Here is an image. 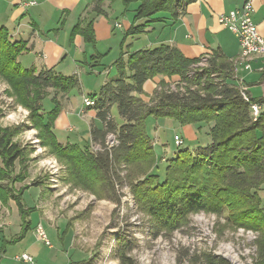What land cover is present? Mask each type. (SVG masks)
Returning a JSON list of instances; mask_svg holds the SVG:
<instances>
[{
  "label": "trees",
  "instance_id": "obj_1",
  "mask_svg": "<svg viewBox=\"0 0 264 264\" xmlns=\"http://www.w3.org/2000/svg\"><path fill=\"white\" fill-rule=\"evenodd\" d=\"M101 1L94 0L96 14L105 13L99 6ZM121 1L126 6L137 3L131 25L125 31L129 35L144 31V24L134 25L137 20L159 13L178 18L186 5L195 0ZM71 34H79L85 42L94 44L93 20L78 21ZM26 48L25 41L12 40L8 29L0 26V76L21 84L25 96L30 97L34 88L36 92L53 88L67 94L78 87L79 79L75 75H62L51 67L39 71L34 67H22L17 58ZM208 54L211 55L208 67L198 71L195 66L206 55L187 58L178 48L167 44L131 51L126 60L121 56L115 62L116 76L105 81L98 93L89 94L94 99L92 108L102 124L101 128H91V137L98 141L100 150L93 151L88 142L62 144L57 140L52 126L61 103L55 97L54 106L40 127L52 149L72 165L71 173L76 177V183L93 187L100 197L119 203L121 195L117 189H121L127 180L142 212L155 222L154 225L169 229L178 227L188 214L197 211L227 212L230 224L259 232L254 264H264V206L259 196L264 184V97H252L245 90L249 100H244L241 85L233 80L231 62L215 50ZM158 75L167 80L175 76L179 81L174 89H169L170 86L162 85L166 79H161L157 87L165 91L155 90L152 99L144 100L140 96L144 83ZM38 94L37 105L33 107L41 110L44 94ZM252 103L261 107L255 119ZM113 105L122 120L120 124L110 116ZM149 116L171 118L179 124H209L210 142L194 150H177L167 160L164 175L159 178L157 172H152L156 171L157 162L153 144L146 133L145 120ZM111 132L117 144L108 148L105 137ZM23 152L12 141L9 128L0 127V182L10 179ZM135 171L143 178H134ZM15 179L21 181L23 176L16 175L10 182ZM24 188L15 191L4 182L0 183V199H13L23 218L28 212L21 202ZM117 242L119 263L136 264L129 256L133 241L122 235ZM200 260L203 264H227L223 257L209 253H203Z\"/></svg>",
  "mask_w": 264,
  "mask_h": 264
},
{
  "label": "rangeland",
  "instance_id": "obj_2",
  "mask_svg": "<svg viewBox=\"0 0 264 264\" xmlns=\"http://www.w3.org/2000/svg\"><path fill=\"white\" fill-rule=\"evenodd\" d=\"M37 1L41 4V0ZM89 1L48 0L43 4L41 15L37 16L39 19L35 18L43 35L55 41L51 43V48L48 47L50 67L62 75L77 76L78 87L71 89L67 94L57 92L53 88L36 92L34 88L29 97L25 96L26 93L22 90V86L20 87L21 84L0 76V127L9 128L12 141L24 151L21 160L16 161L15 172L10 179L2 180L0 183L4 182V185H9L15 191L23 185L24 189L33 186L32 183L35 181L40 185L48 186L47 191L54 198L53 206L57 207L59 214H64L72 227L74 247L88 256V259L75 264H120L116 257V248L117 240L122 235H126L133 241V249L129 256L136 264H203L200 260L203 253L221 256L227 260V264H254L255 241L259 232L252 228L230 224L227 212L218 214L197 211L188 214L184 220H181L178 227L171 229L154 225L155 222L150 220L148 215L142 212L140 204L136 203L127 180L121 189L118 188V190L116 187L117 193L121 195L119 203L100 197L95 188L84 187L74 181L76 177L71 173L72 165L67 158L59 156L50 146L40 124L46 120L47 112L53 108L54 97L61 103L64 99L68 102L66 98L68 96L73 104L77 105L79 101L81 104L82 94L89 96L90 93H98L100 86L117 73L113 60L118 56L115 57L114 53L107 55L99 64L93 61L91 63L89 61L88 64L77 63L76 65L75 63L77 57L73 55L74 36L71 32L78 21L83 22L79 19L81 8ZM99 6H103L107 15L96 22L95 43H88L92 50L89 48L87 52L92 53L90 55L92 60L96 53L104 54L107 46L106 39L111 34L114 36L110 23L113 20L128 23V20H132L137 3L132 2L126 6L121 0H102ZM0 9L5 14V7L1 4ZM3 24L9 26L10 23H0V26ZM76 40L77 38L75 43ZM35 51L37 52V49ZM206 55L205 60L202 58L203 60L195 66V70L208 67L211 55ZM17 60L25 68L33 64L38 67L40 65L39 56L36 53L29 55L24 53L22 56L19 55ZM91 67L94 72H89L88 69ZM232 73L233 80L237 83L235 69ZM178 81L179 78L174 77L165 80L162 85L174 89ZM155 88L158 91L164 90L157 86ZM40 92L44 94L41 102L42 109L36 110L33 106L36 107L37 94ZM148 97L149 100L153 98L152 95ZM38 103L40 104V99ZM39 114L44 116L42 120ZM157 119L156 123L152 121L148 123L147 120L146 126L152 137L158 135L159 145L155 147L157 169L152 172H157L159 178H162L167 160L179 149L193 150L196 140L186 126L170 118H168L170 122L164 118ZM154 130H157L156 133ZM174 134L181 137L183 141L181 145H175ZM75 135L73 130L66 135L68 137L65 135L60 137L63 138L61 142L67 143L68 141H64L73 140ZM151 142L155 140L152 139ZM16 175L23 176V179L10 182ZM133 177L143 178L137 174V171ZM259 196L264 206V186L259 191ZM24 199L28 205L34 203L30 193L24 194Z\"/></svg>",
  "mask_w": 264,
  "mask_h": 264
},
{
  "label": "crops",
  "instance_id": "obj_3",
  "mask_svg": "<svg viewBox=\"0 0 264 264\" xmlns=\"http://www.w3.org/2000/svg\"><path fill=\"white\" fill-rule=\"evenodd\" d=\"M26 1L28 0H1L0 4L5 7L6 12L3 14V10L0 9V23H10L9 26L4 24L3 26L9 27L8 31L12 40H23L26 42L27 49L20 56L24 53L28 55L36 53L39 56V67L35 64L29 66L39 71L42 68L50 67L48 47L51 48V43H55L52 38L43 35L36 20L39 19L37 16H40L43 11V4L48 0H41V4L35 0V5H25ZM62 1L67 2L68 0ZM244 1L195 0L186 5L184 13L178 18H173L167 13H160L151 18L137 20L134 25H145L144 31L139 34H125L132 20H128V23L113 20L110 24L113 27L114 36L111 34L106 39L107 46L105 47V52H103L104 54L96 53L94 60L90 59L92 53L87 52L90 44L83 41L81 35L76 34L74 36L72 44L74 46L73 55L77 57L75 63L76 65L77 63L88 64L89 61L90 63L93 61L99 64L107 55L114 53V56H118V58H114V62H110L115 64L121 56L123 60H126L128 53L131 51L150 49L161 44L178 48L187 58H198L215 50L221 53L225 59L232 62L238 78L237 84L243 85L252 97H264V56L253 58L250 61V70L242 68L243 60L240 56L239 41L234 33L218 20L220 16L228 11L240 8ZM36 6L40 7L35 8ZM94 8V0L87 2L81 8L79 19H82L83 22L93 20L95 34L96 22L99 21V18L107 15V12L101 6L105 14H96ZM91 17L92 19H90ZM252 19L257 31L264 35V0H254ZM36 49L37 52L35 51ZM88 70L89 72H94L93 67ZM174 77L172 76L171 78ZM161 79L167 80V77L158 75L147 80L143 85V93L140 96L148 101V96L153 94ZM66 98L68 102L65 99L61 102L60 112L53 121L52 130L57 140L62 143L61 139L63 138L60 137H64V135L68 137L66 135L74 130L76 133L74 139L65 140L64 142L68 141V143H77L79 145L86 142L90 145L97 143L98 141L93 140L91 137V128H101L102 124L96 117L95 109L92 106H85L82 99L81 104L79 101L76 105L71 102L70 97L66 96ZM110 116L116 123L122 122L116 105L110 108ZM163 118L170 122L171 118ZM147 120L148 123L150 121L152 123L158 122L156 117L149 116L145 120V126ZM181 125L186 126L192 132L196 140L195 148L210 142L209 124L203 123L199 126L195 124ZM156 131L154 130L155 133ZM146 133L151 140H155V142H152L155 150V147L159 145L158 135L152 137L147 131V126ZM161 145H164V143H161ZM47 188L48 186L39 184L22 190L21 202L24 209L28 210L24 218L21 216L13 199L10 197H7L4 201L0 199V264H75L86 258L88 259V256L82 250L74 247L72 227L64 214H59L57 207L53 206L55 204L54 198L49 194ZM26 193H30L33 197V204L28 205L25 201L24 194ZM37 225L44 227L49 245L36 236L35 228ZM21 253L31 255L33 263L17 260L16 256Z\"/></svg>",
  "mask_w": 264,
  "mask_h": 264
},
{
  "label": "built area",
  "instance_id": "obj_4",
  "mask_svg": "<svg viewBox=\"0 0 264 264\" xmlns=\"http://www.w3.org/2000/svg\"><path fill=\"white\" fill-rule=\"evenodd\" d=\"M253 2L254 0H245L240 8L232 9L224 14V23L239 41L240 56L243 60L242 68L250 70V61L255 57L264 56V35H261L256 28V25L252 19L253 13ZM25 5H35V0H28L24 3ZM245 87L240 86V91L244 100H249L247 93L245 92ZM92 98L88 95H83L82 102L85 106L89 107V101ZM261 107L258 103L251 104L252 116L254 119L259 114ZM113 136V133L106 134L105 144L107 146V139ZM176 145L182 144V140L178 135L174 136ZM100 144L94 143L91 145L93 151L100 150ZM36 236L43 241L45 244L49 245V240L47 238L46 232L42 225H37L35 228ZM16 259L23 261L25 263H33V257L27 253H21L16 256Z\"/></svg>",
  "mask_w": 264,
  "mask_h": 264
},
{
  "label": "bare ground",
  "instance_id": "obj_5",
  "mask_svg": "<svg viewBox=\"0 0 264 264\" xmlns=\"http://www.w3.org/2000/svg\"><path fill=\"white\" fill-rule=\"evenodd\" d=\"M223 17H224V15L220 16L218 18V20L220 21V23H222L225 26ZM203 59H205V57ZM93 105H94V99L89 101V106H93ZM109 134H111V133H109ZM174 142H175V140H174ZM116 144H117V140H116L115 135L113 134V136H110L109 139H107V147L110 148V147H112V146H114ZM175 144H176V142H175ZM179 145H181V144H179ZM179 145H177V146H179Z\"/></svg>",
  "mask_w": 264,
  "mask_h": 264
}]
</instances>
